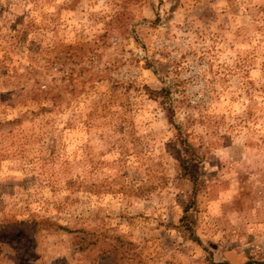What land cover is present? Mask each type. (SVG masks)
Instances as JSON below:
<instances>
[{
  "label": "rangeland",
  "instance_id": "obj_1",
  "mask_svg": "<svg viewBox=\"0 0 264 264\" xmlns=\"http://www.w3.org/2000/svg\"><path fill=\"white\" fill-rule=\"evenodd\" d=\"M260 261L264 0H0V264Z\"/></svg>",
  "mask_w": 264,
  "mask_h": 264
},
{
  "label": "trees",
  "instance_id": "obj_2",
  "mask_svg": "<svg viewBox=\"0 0 264 264\" xmlns=\"http://www.w3.org/2000/svg\"><path fill=\"white\" fill-rule=\"evenodd\" d=\"M152 91L159 93L161 91H166V89L162 88L161 90H152ZM185 147L188 148V149H192L191 146L189 144H187V142L185 143ZM194 157L195 156L189 158L190 162H188V163L185 162L184 163L186 174L188 175L189 179H191L193 181V183H194L192 194H196L197 193V191L200 188V183H201L200 175L193 167ZM191 204H192V202L189 205H187V207L185 208V211H188V207H190ZM258 263L259 264H264V261H260ZM245 264H250V263L246 262Z\"/></svg>",
  "mask_w": 264,
  "mask_h": 264
}]
</instances>
